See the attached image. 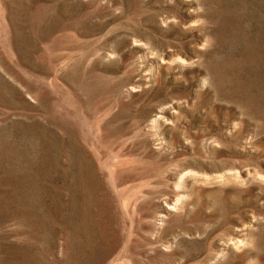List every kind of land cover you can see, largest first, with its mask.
<instances>
[{
  "label": "rangeland",
  "instance_id": "rangeland-1",
  "mask_svg": "<svg viewBox=\"0 0 264 264\" xmlns=\"http://www.w3.org/2000/svg\"><path fill=\"white\" fill-rule=\"evenodd\" d=\"M0 264H264V0H0Z\"/></svg>",
  "mask_w": 264,
  "mask_h": 264
}]
</instances>
